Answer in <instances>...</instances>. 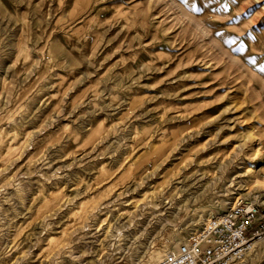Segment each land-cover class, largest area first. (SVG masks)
I'll list each match as a JSON object with an SVG mask.
<instances>
[{"label": "rangeland", "instance_id": "1", "mask_svg": "<svg viewBox=\"0 0 264 264\" xmlns=\"http://www.w3.org/2000/svg\"><path fill=\"white\" fill-rule=\"evenodd\" d=\"M241 201L264 214V0H0V264H51V231L156 264Z\"/></svg>", "mask_w": 264, "mask_h": 264}, {"label": "built area", "instance_id": "2", "mask_svg": "<svg viewBox=\"0 0 264 264\" xmlns=\"http://www.w3.org/2000/svg\"><path fill=\"white\" fill-rule=\"evenodd\" d=\"M255 242H264V214L256 204L241 201L190 233L156 264H241Z\"/></svg>", "mask_w": 264, "mask_h": 264}, {"label": "bare ground", "instance_id": "3", "mask_svg": "<svg viewBox=\"0 0 264 264\" xmlns=\"http://www.w3.org/2000/svg\"><path fill=\"white\" fill-rule=\"evenodd\" d=\"M96 132H97L96 129L91 130V134H95ZM208 212H209V214H207V212H204L206 215L200 217V221H201L200 227H202L209 219L216 217L215 215H213V213L211 211H208ZM40 230L38 229V232L33 233V236L35 237L34 239L40 238L39 236H41V233L43 234L46 232V230H44V231H42V230L40 231ZM195 231H196V229H192V232H195ZM52 232L53 231L48 232L47 239H46L47 240V248H48L47 250H48L49 254L52 255L51 264H75L76 263L75 259H71L69 261L65 260L66 257H64V255H67V252H66L67 250H66V248L59 247V242L52 237ZM34 239L32 240V242H31V240L25 241L26 242L25 245H26V248L28 250L27 251L28 256H32L33 251L35 250V249L33 250V246L31 245V243H33ZM184 242H185V240H182V244ZM177 247L178 246L176 245L175 248H177ZM258 247H259V249H258ZM256 248L258 251L255 250L254 253H257V255L263 254L264 253V242H261V243L255 242L254 243V249H256ZM71 258H73L72 254H71ZM154 258L159 259V256L157 255ZM61 259H64V261L63 260L61 261Z\"/></svg>", "mask_w": 264, "mask_h": 264}]
</instances>
